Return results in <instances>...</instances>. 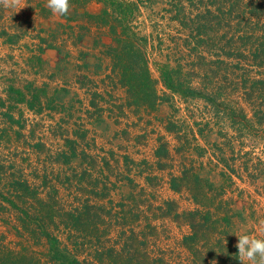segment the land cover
<instances>
[{
    "label": "rangeland",
    "instance_id": "rangeland-1",
    "mask_svg": "<svg viewBox=\"0 0 264 264\" xmlns=\"http://www.w3.org/2000/svg\"><path fill=\"white\" fill-rule=\"evenodd\" d=\"M37 1L0 0V242L5 234L7 245L31 250L41 264H52L44 229L99 264H240L235 234L264 238V96L256 83L264 78V0L143 2L133 26L163 42L164 55L176 52L171 41L184 54L193 47L186 40L205 41L194 62L182 63L180 81L212 92L216 106L173 94L151 65L163 102L123 111L126 89L104 93L105 70L81 68L73 42L84 21L76 6L68 12L79 21L72 30ZM20 90L33 109L17 102ZM170 122L181 140L167 132ZM182 140L186 152L177 151ZM161 142L170 157L155 156ZM64 151L77 152L70 164L58 162ZM183 167L193 172L175 192L171 175Z\"/></svg>",
    "mask_w": 264,
    "mask_h": 264
},
{
    "label": "trees",
    "instance_id": "trees-1",
    "mask_svg": "<svg viewBox=\"0 0 264 264\" xmlns=\"http://www.w3.org/2000/svg\"><path fill=\"white\" fill-rule=\"evenodd\" d=\"M152 2V0H70V9L72 6H76L74 12L77 14H82L83 21H86V24L80 25V28L84 30L83 34H80L76 37L73 45L81 44L84 39L89 35L94 36L93 48L100 50V56H96L97 62L91 64L87 62V57L91 54L90 51L84 52L80 55V59L83 61L81 68H91L94 67L96 74H98L99 70H105L106 74L103 78V81H110L108 85H105L106 89L104 93L111 94L110 92L115 91L116 88L121 87L126 89L128 98L126 103H122L119 106L120 111L125 110L126 107L129 108H139L141 106H146L147 108L156 109L161 102H163L162 97L159 95V91L156 86V81L153 79L151 72V65L157 67L161 75L162 82L165 88L171 91L175 95H179L183 98H202L207 103L216 106V101L212 98V92L208 91L207 93H202L191 85L185 86L184 83L180 81V74L183 69V62L185 59L193 57L197 55L196 52L200 49L201 46H204L203 43L205 41L203 39H188L189 41H185L186 47L193 44L190 53L184 54L183 49L181 48L183 45L179 42H174V47L176 52L172 53L171 51L164 55V48L161 47L163 42H160L159 45H156L155 39L151 38V36H141L138 32L135 31V26H133V18L137 14V12L141 10V6L143 2ZM90 2H97L102 4V9L97 14H92L87 10V6ZM37 4L41 11L48 10L44 1H37ZM37 9V8H35ZM69 9V10H70ZM171 11H175L176 14L173 16L174 19L179 18L181 14V9L177 5H173V9H168ZM208 15H212L211 11L208 10ZM51 13V11H50ZM48 14L45 13L44 16ZM70 14L62 16L68 22V26L70 29L74 30L75 27L71 25L72 22H77V16L70 17ZM181 22V21H180ZM62 26H65L64 23H60ZM184 28L189 29L194 27H190L187 23H183ZM93 28L97 29V34L93 32ZM197 31H201V25H198ZM201 28V29H200ZM74 32V31H73ZM72 32L71 38L74 36ZM105 38H108L105 39ZM264 48V43L262 44ZM181 48V49H180ZM58 56L57 59H60V51H57ZM158 53V55L164 56V63L153 62L151 58V53ZM95 57V56H94ZM105 59H109L110 63L105 64ZM198 59H204L203 56L198 57ZM262 61L259 63V66H264V51ZM194 62V60L192 61ZM176 65L173 66L172 64ZM197 63H194L196 65ZM203 69V68H202ZM93 71V72H94ZM258 86V90L261 96H264V78L259 79L256 82ZM112 88V90L109 89ZM99 89V87H96ZM96 89V90H97ZM21 94L20 99L17 102L26 103L30 109L34 108L33 100H29L27 95L22 91H17ZM95 97L102 98L104 97L101 92L98 93V90L95 91ZM97 99V98H95ZM91 105L94 107L101 106L99 103H95V101L91 100ZM104 107L101 106V110ZM10 118V122H14V115L12 113L8 114ZM216 116H219V112L216 113ZM230 116V115H229ZM230 120H233L232 117H229ZM236 128V127H235ZM167 132L171 134H175L179 140L182 139L180 133L182 132L179 127L175 125V123L170 122L166 127ZM200 132L202 130L200 129ZM201 136H203L201 134ZM68 140V139H67ZM43 141L39 142V145H43ZM190 146L184 140H182V144L177 148L178 152L188 151ZM70 148V147H69ZM72 148V147H71ZM70 148V149H71ZM69 149V150H70ZM72 154L68 155V151H64L63 153H59L60 155H64L63 158H58V162H63V164H70V160L73 157H76L77 152H71ZM58 154V155H59ZM155 156L159 159L170 157V149L168 143L161 142L157 150L155 151ZM71 157V158H70ZM182 175L176 176L171 175L170 187L175 192L181 191V186L179 185V181H184L186 178H190L191 172L188 168L183 167ZM193 176V175H192ZM197 180H201V175L199 173L194 175ZM2 193V191H0ZM3 195V194H2ZM196 200V195H194ZM3 200L7 203L17 206V203L14 199L3 196ZM82 216V215H81ZM28 218L36 223L38 226L42 225V220L39 217L32 216L28 214ZM4 234V233H3ZM42 235L46 238L48 243V258L52 262V264H99L97 259L91 260L90 262L87 260H82L78 257V255L73 254L70 250L62 245L60 238L57 235L52 234L51 232L44 229ZM3 239L0 242V264H41L40 259H38L31 250L27 249H15L10 245L6 244V236L2 235ZM112 253V251H111ZM110 253V254H111Z\"/></svg>",
    "mask_w": 264,
    "mask_h": 264
},
{
    "label": "clouds",
    "instance_id": "clouds-1",
    "mask_svg": "<svg viewBox=\"0 0 264 264\" xmlns=\"http://www.w3.org/2000/svg\"><path fill=\"white\" fill-rule=\"evenodd\" d=\"M46 7L53 15L65 16L70 9V0H47ZM235 235L240 264H264V238L249 233Z\"/></svg>",
    "mask_w": 264,
    "mask_h": 264
},
{
    "label": "crops",
    "instance_id": "crops-1",
    "mask_svg": "<svg viewBox=\"0 0 264 264\" xmlns=\"http://www.w3.org/2000/svg\"><path fill=\"white\" fill-rule=\"evenodd\" d=\"M92 5H97V10H95V11H92L91 10V6ZM101 9H102V4H100V3H97V2H90L89 4H88V6H87V10L90 12V13H92V14H97V13H99L100 11H101ZM59 21L60 22H62L63 23V21H66V19L65 18H61V19H59ZM79 21H77V22H74L75 24H77ZM87 22L86 21H84V23L83 24H86ZM97 29H95V28H93V32H94V34L96 33L97 34ZM105 39H107L108 40V38H105ZM93 41H94V36L93 35H88L85 39H84V41L81 43V44H77V45H73L74 47H77V49H78V53H79V57H80V55L82 54V53H84V52H87V51H90V55L87 57V62H89V63H91V64H94L95 63V61L97 60V58H96V56L98 57V56H100V50H98V49H94L93 48ZM95 56V57H94ZM89 59H91L92 61H89ZM95 60V61H94ZM79 61L83 64V61L79 58ZM81 64V65H82ZM87 70V72H88V70H89V72H91V73H93V67H91V68H87L86 69ZM86 73V72H85Z\"/></svg>",
    "mask_w": 264,
    "mask_h": 264
}]
</instances>
